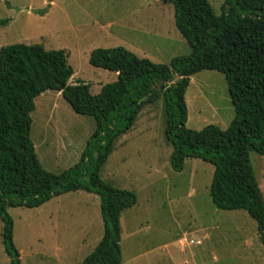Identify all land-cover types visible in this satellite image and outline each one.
Here are the masks:
<instances>
[{
  "label": "rangeland",
  "instance_id": "obj_1",
  "mask_svg": "<svg viewBox=\"0 0 264 264\" xmlns=\"http://www.w3.org/2000/svg\"><path fill=\"white\" fill-rule=\"evenodd\" d=\"M209 2L220 15L225 0ZM0 20H8L7 26H0V50L13 44L64 50L74 71L70 84H89L92 95L118 80L116 73L90 65L96 49L123 47L164 65L191 54L176 27L174 6L161 0H0ZM178 80L175 76L173 83ZM186 103L187 128L194 131L209 125L226 130L236 116L226 77L217 71L204 70L190 78ZM31 117V140L46 171L60 175L80 162L96 130L93 118L77 115L58 91L36 98ZM165 130L161 98L143 107L133 130L114 143L100 172L104 181L138 198L121 218L123 264H172L170 259L175 264H194L189 253L196 251L195 242L205 228L219 229L209 231L212 239L204 241L206 246L226 247L232 242L227 253L233 257L216 264H253L242 256L240 240L257 234L256 221L244 210L223 211L213 204L212 164L188 159L184 171H173V146ZM250 157L264 195V157L257 153ZM8 213L21 264H82L105 231L100 197L84 191L55 197L35 209L9 208ZM236 227L246 230L231 231ZM2 231L0 219V264H10ZM200 263L208 264L204 259Z\"/></svg>",
  "mask_w": 264,
  "mask_h": 264
},
{
  "label": "trees",
  "instance_id": "obj_2",
  "mask_svg": "<svg viewBox=\"0 0 264 264\" xmlns=\"http://www.w3.org/2000/svg\"><path fill=\"white\" fill-rule=\"evenodd\" d=\"M161 1L174 6L176 27L191 54L164 65L123 47L96 49L90 65L118 75L98 95L84 82L70 84L74 71L64 50L48 51L41 44L1 48L0 219L10 264H21V256L8 209L39 208L78 191L100 197L105 222L101 241L82 264H123L121 216L138 198L104 181L100 172L114 143L133 127L143 107L161 98L173 171H184L188 159L212 164L213 204L223 211H246L257 222L264 245V195L250 157H264V0H225L220 15L209 0ZM7 25L8 20H0V26ZM204 70L226 77L236 112L226 130L216 125L201 131L187 128L190 78ZM175 76L179 80L173 83ZM48 91L61 92L77 115L96 123L80 162L60 175L42 167L31 140L35 100Z\"/></svg>",
  "mask_w": 264,
  "mask_h": 264
},
{
  "label": "crops",
  "instance_id": "obj_3",
  "mask_svg": "<svg viewBox=\"0 0 264 264\" xmlns=\"http://www.w3.org/2000/svg\"><path fill=\"white\" fill-rule=\"evenodd\" d=\"M192 82H193V80L191 81V83ZM138 118H139V116H138ZM138 118H137V120H138ZM137 120H136L135 124L137 123ZM135 124L133 125V127L128 132L133 130ZM126 134H124V135H126ZM236 215H238V214H236ZM121 218H122V216H121ZM218 230L219 229H216V228L215 229H213V228H210V229L207 228L206 229L205 228V229L201 230V231H203L204 235L202 238L198 239L195 242L196 245L198 246L196 248V251L193 252L192 254L189 253L190 258L194 260L193 262H195L194 264H202V263H200L201 259H204V261H207L208 264H210V263L216 264L218 261H221L223 259L227 260V259H230L231 257H233V253H230L229 251H228L229 254L227 253V250L231 251V249H230V248H232V247H230L231 243H232L231 241H229L230 243L227 242L228 245L226 247L222 246V244L219 243L220 238L217 239V242L219 243L220 246H217V244L213 245V246H209V245L206 246V244H204V241H209L212 239V234L209 231H218ZM245 230H244V228L236 227L231 231H234V232L237 231V233H239V231H245ZM207 232H209V233H207ZM197 233H198V231H197ZM243 238H244V240H242V239L240 240V243L244 246L243 249L241 250L242 256H245V258L247 260H252L253 264H264V245L261 242L260 235L258 232V227H257V234H255L251 240L247 236L246 237L244 236ZM195 243L193 241H191L192 245ZM180 244L183 248L186 247L185 241L180 242ZM220 247H224V248H220ZM152 253H153V250H151L150 253L147 252L146 254L150 255ZM185 260H187V258ZM170 261L172 262V264H175V262H173L171 259H170ZM181 264H187V263L183 262Z\"/></svg>",
  "mask_w": 264,
  "mask_h": 264
},
{
  "label": "water",
  "instance_id": "obj_4",
  "mask_svg": "<svg viewBox=\"0 0 264 264\" xmlns=\"http://www.w3.org/2000/svg\"><path fill=\"white\" fill-rule=\"evenodd\" d=\"M145 100H146V98L143 99V101H145ZM96 157H97V155H96Z\"/></svg>",
  "mask_w": 264,
  "mask_h": 264
}]
</instances>
